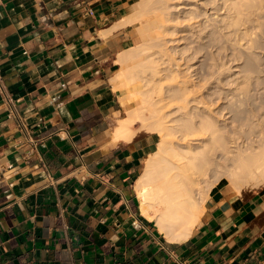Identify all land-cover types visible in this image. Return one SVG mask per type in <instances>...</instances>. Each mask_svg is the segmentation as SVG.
<instances>
[{"label": "crops", "instance_id": "crops-1", "mask_svg": "<svg viewBox=\"0 0 264 264\" xmlns=\"http://www.w3.org/2000/svg\"><path fill=\"white\" fill-rule=\"evenodd\" d=\"M131 6L0 0V264H264V186L214 184L185 240L140 211L155 138L109 120Z\"/></svg>", "mask_w": 264, "mask_h": 264}, {"label": "bare ground", "instance_id": "bare-ground-1", "mask_svg": "<svg viewBox=\"0 0 264 264\" xmlns=\"http://www.w3.org/2000/svg\"><path fill=\"white\" fill-rule=\"evenodd\" d=\"M219 1L220 9L225 12L226 0ZM233 7L238 11L237 2ZM168 8L167 4L160 5L155 11L151 35L156 41L166 30L169 17H166L165 10ZM235 20L237 19L230 23L235 24ZM189 30H192V24L189 25ZM183 36L186 37V34ZM139 47H127L117 59L119 63L126 60L136 61L135 66H141V74L140 81L137 79L136 82L135 72L123 75L127 79L125 83L134 82V88L131 91L124 90L120 96L127 115L117 118L113 134L118 139L132 140L140 130L158 133L157 147L146 159L144 170L136 181L139 209L155 221L158 230L167 239L185 240L203 213L207 190L217 181L225 178L226 182L240 190L247 185H264V105H253L247 80L242 87L241 111L244 119L241 128L226 136L225 126L222 125L226 106L222 102L214 109L195 110L201 105L194 102L205 104L206 97L201 100L190 97L194 92L187 87V80L167 88L161 82L162 77L159 76L163 69L160 65L163 67L164 64H171L178 69L182 64H188L194 56L174 59L171 56L165 57L160 52L156 59L154 56H141L146 49L142 47L139 50ZM187 68H193L192 76L200 77L196 66L188 64ZM207 73L204 76L205 82L211 84L214 81L213 75L211 71ZM119 76L121 74L114 77L116 85L119 83ZM169 77L176 79L172 71L164 78ZM149 84H152V92L159 93V99L145 95L142 87ZM138 96L141 101L135 100ZM174 100L182 103L170 110ZM159 102H164L163 107L169 111L162 112V107L159 109L157 106ZM191 140L195 142H190ZM167 154L171 157H167ZM200 159L203 169L198 173L192 168Z\"/></svg>", "mask_w": 264, "mask_h": 264}, {"label": "rangeland", "instance_id": "rangeland-1", "mask_svg": "<svg viewBox=\"0 0 264 264\" xmlns=\"http://www.w3.org/2000/svg\"><path fill=\"white\" fill-rule=\"evenodd\" d=\"M219 2V0H132L131 15L126 24L132 25L133 41L131 44L137 48L141 44L139 50L142 47L146 49L141 56L149 55L158 59L160 52L164 53L163 56H171L174 59L194 56L188 64L197 67V70L200 71L199 78L191 75L193 68L188 69V64H182L178 69L171 64H164L163 67L166 68H163L162 65L159 66L163 69L159 76L162 77L161 82L167 88L180 84L182 80H187V87L194 92L190 97L199 98V100L206 97L204 98L207 101L205 104L194 102L196 105H201L195 110L214 109L222 102L226 106V115L223 119L225 121L222 125L225 126V133L228 136L229 133L238 132L241 128L244 119L241 111L242 87L247 80L250 88V100L253 105L257 107L264 105V0H226L225 12L220 9ZM235 2H237L238 11L233 7ZM197 3H201L202 6ZM166 4L169 6L165 10L169 20L166 22L167 27L163 36L156 41L151 35L153 17L157 8ZM203 7L209 8V10ZM234 19H237L235 24H231L230 22ZM191 24L192 30H189ZM183 34H186V37ZM135 62L126 60L119 63L120 67L115 76L117 74H121V76L118 78L119 83L116 85L114 82V85H116V89L120 90V96L124 90L131 91L134 88V82L125 83L127 79L123 76L124 74L135 72L137 75H135V82L138 81L137 79L140 81L141 66L137 65L139 66L137 68ZM117 69L118 64L115 62L114 71ZM171 71L176 75V79L164 78ZM208 71H211L213 75L214 81L211 84L206 83L204 78L208 75ZM124 83L125 85H121ZM204 85L207 87H203ZM151 87L152 84L142 87L145 95L159 99V93L152 92ZM110 91L114 107V111L109 117L111 128L112 116H117V114L118 117L126 116L127 110L121 99L120 105L119 96L112 87ZM135 100L141 101V97L138 96ZM170 103L168 104L170 105ZM180 103L182 102L179 100L172 101L169 109L177 108ZM163 104L165 103L159 102L157 106L159 109L162 107V112L169 111L163 107ZM217 122L219 123V121ZM138 133L153 135L156 143L159 139L156 132L140 130ZM190 142L194 143L195 140ZM153 147L155 150L157 145L155 144ZM219 152L218 150L217 153ZM166 156L171 157L170 154ZM202 164L201 159L197 160L192 170L198 172L201 169L202 171ZM221 182H226V179L222 178L216 183ZM261 186L264 185H247V187ZM209 191H205L207 193L205 199H207Z\"/></svg>", "mask_w": 264, "mask_h": 264}, {"label": "built area", "instance_id": "built-area-1", "mask_svg": "<svg viewBox=\"0 0 264 264\" xmlns=\"http://www.w3.org/2000/svg\"><path fill=\"white\" fill-rule=\"evenodd\" d=\"M1 81H2V78H1V75H0V88L2 87Z\"/></svg>", "mask_w": 264, "mask_h": 264}]
</instances>
